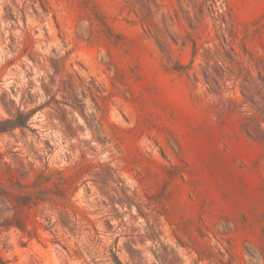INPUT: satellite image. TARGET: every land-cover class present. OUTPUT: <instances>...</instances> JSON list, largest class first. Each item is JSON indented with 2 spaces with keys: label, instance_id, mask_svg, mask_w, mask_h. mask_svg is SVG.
<instances>
[{
  "label": "rangeland",
  "instance_id": "obj_1",
  "mask_svg": "<svg viewBox=\"0 0 264 264\" xmlns=\"http://www.w3.org/2000/svg\"><path fill=\"white\" fill-rule=\"evenodd\" d=\"M28 1L20 21L10 10L0 21V264H148L128 248L127 196L158 239L215 264H264V0ZM28 20L101 75L100 125L116 146L106 162L30 96L32 47L12 39ZM21 63L29 105L14 91ZM94 172L107 189L117 176L123 197L99 194Z\"/></svg>",
  "mask_w": 264,
  "mask_h": 264
},
{
  "label": "bare ground",
  "instance_id": "obj_2",
  "mask_svg": "<svg viewBox=\"0 0 264 264\" xmlns=\"http://www.w3.org/2000/svg\"><path fill=\"white\" fill-rule=\"evenodd\" d=\"M25 1L27 2L24 3ZM29 3L30 1L28 0H0V21H2L6 17V12H9V10L20 21V11L21 9H23V11L26 9H29L30 8ZM37 11L38 10H36V12ZM37 13L39 15L41 14V12H37ZM28 22H29L30 27L27 29H24L20 33V35L12 36V39H14V42H15L13 44H16L17 46L20 45L23 48V50L26 47H29V46L32 47L31 50L28 49V51H25L23 53V55L21 54L23 56L22 59L25 61L23 66H25L26 69L32 73L33 91L30 96L32 97V99H34L37 96L40 97L41 102L39 106L44 105L47 102L51 101L50 102L51 105H49L50 109H46L45 111H43L44 115L47 117L48 120L52 119V121L56 122L61 127L67 126L68 123L70 122L75 123V126L78 130V135L81 138L74 137L75 139L72 140L73 147L76 148L77 145H82L84 146V148L86 147L85 153H87L88 156L94 158L92 160H95V158L97 159V157H99L101 160V156H102L103 157L102 159L104 160V162H106L105 159H107L111 155L110 153L112 152V150L116 149V146H115V143L113 144V142L110 144V140L106 136L108 132L105 133V128L100 125V116H102V112H101V106L98 100L100 97L98 99L97 97L101 95V91L105 90V83H103V81L99 79L101 75L98 77L97 76L95 77V78H98L97 80H94L95 78L92 80L89 79L88 78L89 73L88 74L85 73L86 71H84L77 64L76 62V58H78L77 55L70 56L68 54V51H69L68 48H64L63 45H61V43L55 42L53 39H50L46 35L45 28L47 29V25H43L45 23L41 24L40 20L38 22H35L34 20H28ZM1 52H3V50ZM6 54L8 53L6 52ZM7 56L9 57V55ZM21 67H22V63L18 64L17 66L18 71H20ZM90 67L91 66H89V68ZM19 73H20V84L18 86V89L14 91H15L16 96L19 99L23 100L24 104L29 105L31 103L30 98L25 92L24 84H22L23 82H21V81H24L25 77L21 71ZM94 73L97 75L96 72ZM74 90H76L79 97L83 98L85 101V104H86V112L84 111L85 113H83L80 110V108H78L75 104L76 96L73 92ZM54 91L57 92V100H58L57 102L51 99V95L53 94ZM62 102L67 103L71 107L66 106V109H65L66 111H64L63 106L60 104ZM112 112H113V114H111L113 118L112 122H115V123L120 122V116L118 114L117 109L112 108ZM45 118L44 120H46ZM95 125L98 126L99 135L97 134ZM89 141L96 143L95 145L97 146L95 149H91L92 147H90L88 144ZM106 147H109V148L107 149ZM95 167L96 165L94 166V168ZM97 171L99 172L98 169ZM110 171L111 170H109V172ZM100 175L97 172H94L90 178L99 183L97 184V187H96L97 192L101 195H104V196L106 195V197L107 196L115 197L118 194L120 195L121 189L117 187L116 182H115V178L117 176L115 178L113 177H111L110 179L108 178L109 179L108 185L110 186V188L107 189L105 188V185L100 183L101 181L100 177H102ZM126 182L127 181H125V183ZM123 192L126 193L127 191L126 192L123 191ZM134 194L136 195V193ZM120 196H116V197L118 198ZM127 197L124 200L125 204L122 206L123 208L122 213L124 214L126 218L127 227L130 226V228L128 230H125L124 232L127 235L128 233L131 235V237L130 238L128 237L127 239L128 248L131 252L133 253L140 252L144 257V260H146L148 264H215L211 261H207L203 259L198 254H196L189 247L187 242H184L183 246L181 244L182 246L181 247L178 245V243L173 238L169 236H167L166 238V236L162 235L159 237V239L156 238V236H158L161 233L160 229L158 228V225L152 222V220H149L147 217H141L140 214H142V212L137 210V207H130V205L127 203L129 202ZM99 199H102L101 196ZM106 199L108 198H105V201ZM137 232L140 233V236L136 235ZM165 248H167V251L165 250L167 252V260L166 262L163 263L162 260L165 254L163 251ZM170 253H173V255L169 256Z\"/></svg>",
  "mask_w": 264,
  "mask_h": 264
}]
</instances>
